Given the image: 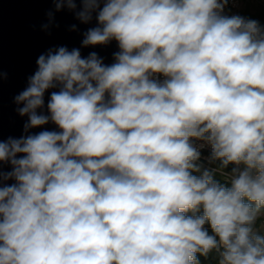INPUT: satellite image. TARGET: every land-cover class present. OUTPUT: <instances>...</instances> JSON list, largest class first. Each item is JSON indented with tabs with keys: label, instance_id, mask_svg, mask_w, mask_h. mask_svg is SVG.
<instances>
[{
	"label": "clouds",
	"instance_id": "1",
	"mask_svg": "<svg viewBox=\"0 0 264 264\" xmlns=\"http://www.w3.org/2000/svg\"><path fill=\"white\" fill-rule=\"evenodd\" d=\"M79 2L82 46L119 51L49 49L15 97L26 133L59 131L0 140V264H264V25L229 0Z\"/></svg>",
	"mask_w": 264,
	"mask_h": 264
},
{
	"label": "water",
	"instance_id": "2",
	"mask_svg": "<svg viewBox=\"0 0 264 264\" xmlns=\"http://www.w3.org/2000/svg\"><path fill=\"white\" fill-rule=\"evenodd\" d=\"M81 7L77 0L76 11ZM76 11L69 10L67 6L56 10L53 0H0V140L44 130L59 131L50 122L26 133L24 125L28 117L19 114L18 108L23 105L15 102V97L28 86L29 77L37 70L36 61L41 54L65 46L69 50L78 48L82 57L95 52L104 64L114 63V53L119 51L115 40L107 45L82 46L84 33L97 26V22L93 14L91 22L82 23L77 19ZM49 12L52 13L51 18ZM52 91L58 89L45 93V108L38 111L47 114L46 105ZM3 171H11L10 164L5 163Z\"/></svg>",
	"mask_w": 264,
	"mask_h": 264
},
{
	"label": "trees",
	"instance_id": "3",
	"mask_svg": "<svg viewBox=\"0 0 264 264\" xmlns=\"http://www.w3.org/2000/svg\"><path fill=\"white\" fill-rule=\"evenodd\" d=\"M239 14L246 18L257 20L261 25H264V0H246L243 7L239 9ZM231 167L233 166L229 165V168L225 171H230ZM217 179H220V177L217 176ZM263 219L264 217H261V219L257 221L258 228L263 223ZM199 259L200 264H217L214 254H210L207 258L201 256Z\"/></svg>",
	"mask_w": 264,
	"mask_h": 264
},
{
	"label": "built area",
	"instance_id": "4",
	"mask_svg": "<svg viewBox=\"0 0 264 264\" xmlns=\"http://www.w3.org/2000/svg\"><path fill=\"white\" fill-rule=\"evenodd\" d=\"M246 0H229L228 2V5L227 7L225 8V13L228 14V15H233V14H239V9L241 7H243L244 3H245ZM160 79L162 80L163 77L161 76ZM195 143L199 144L200 142L199 141H196ZM210 152H211V149L210 147H204L202 150H201V153H202V159L203 158H207L209 155H210ZM205 163L206 166L207 165V160L204 159L203 161ZM262 222L264 223V219L262 220Z\"/></svg>",
	"mask_w": 264,
	"mask_h": 264
}]
</instances>
